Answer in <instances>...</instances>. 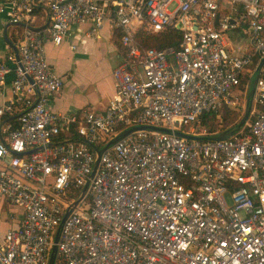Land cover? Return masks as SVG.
<instances>
[{
	"label": "built area",
	"instance_id": "obj_1",
	"mask_svg": "<svg viewBox=\"0 0 264 264\" xmlns=\"http://www.w3.org/2000/svg\"><path fill=\"white\" fill-rule=\"evenodd\" d=\"M44 1L38 29L35 0H0L22 26L0 60V84L13 77L0 117L19 112L0 126V196L22 210L0 230V264H50L54 247V264H264V0ZM106 22L125 49L115 96L103 112L56 111L64 78L44 40ZM169 29L177 46L137 38Z\"/></svg>",
	"mask_w": 264,
	"mask_h": 264
},
{
	"label": "crops",
	"instance_id": "obj_2",
	"mask_svg": "<svg viewBox=\"0 0 264 264\" xmlns=\"http://www.w3.org/2000/svg\"><path fill=\"white\" fill-rule=\"evenodd\" d=\"M35 1L39 7L35 12L37 19L34 25L41 29L48 21L49 10L46 1ZM89 27L88 23L73 25L65 41L59 46H55L49 39L44 40L49 63L64 78L62 89L51 98L52 107L58 112H78L83 107L103 112L117 92L113 71L123 61L125 54L120 32L106 22L93 37L88 35ZM21 28V25L8 23L0 15V60L14 53L16 32ZM231 39L235 45L246 41L243 36L236 34H232ZM73 45L75 49L72 48ZM12 79V75H9L0 84V106L13 98ZM18 117L19 112L0 117V126L8 121L12 122V119H16L13 124L18 123ZM21 214L20 207L0 196L1 231L16 226Z\"/></svg>",
	"mask_w": 264,
	"mask_h": 264
},
{
	"label": "trees",
	"instance_id": "obj_3",
	"mask_svg": "<svg viewBox=\"0 0 264 264\" xmlns=\"http://www.w3.org/2000/svg\"><path fill=\"white\" fill-rule=\"evenodd\" d=\"M38 8H36L37 10ZM137 38L146 46V47H156L158 49H165L170 46H177L181 41V33L177 29H169L159 33H149L146 31H140L137 34ZM257 62L255 58L254 64ZM247 81V75L243 76L242 84L244 85ZM230 113H228L229 115ZM225 116V123H228L232 118L230 116ZM235 116V115H234ZM211 118V117H210ZM16 119H12V122ZM212 124V126H211ZM210 127L211 129H215L219 126L218 120L215 118L211 122ZM14 126H17L18 123H14Z\"/></svg>",
	"mask_w": 264,
	"mask_h": 264
},
{
	"label": "water",
	"instance_id": "obj_4",
	"mask_svg": "<svg viewBox=\"0 0 264 264\" xmlns=\"http://www.w3.org/2000/svg\"><path fill=\"white\" fill-rule=\"evenodd\" d=\"M263 64H264V59H263L261 65H263ZM257 79H258V75H256V77H255V82H254L253 87L251 89V92L249 93V96H248V104H247L246 112H245V115L243 116L242 120L238 124V128H240L247 121V119L249 118L250 110H251V100H252V97H253L254 92H255V85H256ZM134 129H136V128H134ZM161 129H163V128H161ZM131 130H128L127 132H130ZM163 130H167V129H163ZM178 133L180 135H183L184 136L183 133H180V132H178ZM225 135H226V133L218 136V138H223V137H225ZM68 213L66 214L65 218L67 217ZM57 239H58V236L56 237V241H57ZM55 251H56V247H54V249H53V254H52V257H51V260H50V264H54Z\"/></svg>",
	"mask_w": 264,
	"mask_h": 264
},
{
	"label": "rangeland",
	"instance_id": "obj_5",
	"mask_svg": "<svg viewBox=\"0 0 264 264\" xmlns=\"http://www.w3.org/2000/svg\"><path fill=\"white\" fill-rule=\"evenodd\" d=\"M256 77V76H255ZM255 77H252L251 78V80L249 81V83H248V88L245 90L246 91V97H248L249 96V93L251 92V89H252V87H253V84H254V82H255ZM246 84H244V86H245ZM244 98H245V96H244ZM244 98H242V101H240V103H244ZM246 109V108H245ZM228 116H230V118H233V120H236L238 117H239V114H236L235 116H234V114L233 113H231V114H229ZM208 126H210V125H208ZM211 126H212V124H211ZM216 129V128H215Z\"/></svg>",
	"mask_w": 264,
	"mask_h": 264
}]
</instances>
